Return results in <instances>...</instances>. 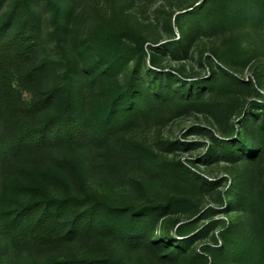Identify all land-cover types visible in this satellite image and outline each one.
<instances>
[{"label":"trees","instance_id":"16d2710c","mask_svg":"<svg viewBox=\"0 0 264 264\" xmlns=\"http://www.w3.org/2000/svg\"><path fill=\"white\" fill-rule=\"evenodd\" d=\"M177 1L176 34L148 44L127 26L83 35L76 0H0V237L44 252L78 245L24 264H119L112 242L163 264L189 252L199 264H264V0ZM234 31L248 43L225 36ZM164 111L212 119L166 142L203 147L209 181L130 136ZM219 167L223 177L210 173ZM114 175L134 192L177 178L213 205L187 216L183 197L116 205L88 184Z\"/></svg>","mask_w":264,"mask_h":264},{"label":"rangeland","instance_id":"374dc122","mask_svg":"<svg viewBox=\"0 0 264 264\" xmlns=\"http://www.w3.org/2000/svg\"><path fill=\"white\" fill-rule=\"evenodd\" d=\"M176 1L177 0H171L173 4L170 6H174V9L171 10L167 7V4L162 3V0H76L77 24L81 27L83 35L101 26L118 25L132 28L143 36L148 44L159 43L168 34L169 27L172 32L176 34V29L173 24V17L178 13L175 9L177 5ZM177 2L183 4L187 1L179 0ZM169 15L170 22L168 21ZM47 32L48 31L45 29V35L48 34ZM243 35H246V37L243 38L244 42L248 43L246 38H248L247 36L251 37V34L248 32L234 31L225 36H235L242 39L241 37ZM224 41V38L215 36L206 40V42L212 44L214 47H222ZM44 46L52 55V45L48 37L44 39ZM242 79V81H246L247 79L252 80L249 70H244ZM210 122H212V119L209 115L207 113H200L199 111H190L178 118H173L172 113L166 111L162 113H152L147 117L144 124L133 131L130 136L136 141L148 144L155 153L156 158L160 161L164 160L168 163L169 167H175V164H178L182 169L184 168L190 173L196 174L206 181H209L208 169L199 162L203 147L193 150L182 149V147L179 146L181 148L180 150L170 151L166 142L175 140L181 141V134L187 127L193 125L210 127ZM211 133L215 136L213 131ZM199 139L200 138L196 135H189L186 137V140L189 141ZM200 141L204 142L205 140L200 139ZM210 173L215 177H223L225 171L223 167H219ZM118 174L121 173L119 172ZM129 175L132 176V174ZM129 178L130 177L127 176L126 179H120V177L114 175L111 178L99 179L98 181L97 178L90 177L88 178V184L93 191L116 205L125 201L129 202L128 198L130 196L133 198L131 199L133 203L135 202L136 204L144 203L147 200L154 202L166 200L169 197H183L186 200L188 199V202H184L183 205V212L186 216L192 211H195V209L200 206L199 204L202 206L213 205L211 197L205 199L197 198V196L190 194L191 189L187 183L177 178H173L172 180L167 179L161 184L156 185L151 192H134L133 185ZM218 190H220V188H218ZM129 191L132 192L131 195H128ZM198 246L199 244L194 245L192 251H196ZM110 247L119 264H163L157 261L155 257L153 258L145 253H127L124 248L113 242ZM77 250V244L65 246L52 252L36 250L27 245L17 248L12 247L4 238L0 237V264H24L53 258L58 259L64 254L75 253ZM177 264L199 263L193 259L192 253L189 252Z\"/></svg>","mask_w":264,"mask_h":264}]
</instances>
